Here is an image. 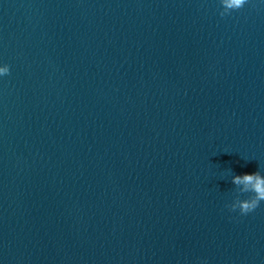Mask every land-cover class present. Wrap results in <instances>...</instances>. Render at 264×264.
<instances>
[{"label": "water", "instance_id": "obj_1", "mask_svg": "<svg viewBox=\"0 0 264 264\" xmlns=\"http://www.w3.org/2000/svg\"><path fill=\"white\" fill-rule=\"evenodd\" d=\"M0 0V264H264V0ZM252 193L240 194L247 199Z\"/></svg>", "mask_w": 264, "mask_h": 264}, {"label": "clouds", "instance_id": "obj_2", "mask_svg": "<svg viewBox=\"0 0 264 264\" xmlns=\"http://www.w3.org/2000/svg\"><path fill=\"white\" fill-rule=\"evenodd\" d=\"M248 0H220L222 8L230 9L227 13L220 12L223 17L226 14H230L231 11H236L244 7ZM10 74V68L5 65L0 68V76ZM231 183L238 189L237 195L233 202L226 207L235 212L239 210L240 215H247L257 209L261 201H264V175H261L259 171L252 174L232 175ZM252 193L247 199H241L240 194Z\"/></svg>", "mask_w": 264, "mask_h": 264}]
</instances>
